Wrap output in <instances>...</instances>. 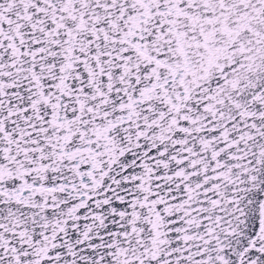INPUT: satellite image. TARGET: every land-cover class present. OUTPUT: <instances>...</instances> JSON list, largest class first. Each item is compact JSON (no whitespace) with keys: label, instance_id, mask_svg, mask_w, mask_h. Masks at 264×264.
<instances>
[{"label":"snow or ice","instance_id":"6c2138e0","mask_svg":"<svg viewBox=\"0 0 264 264\" xmlns=\"http://www.w3.org/2000/svg\"><path fill=\"white\" fill-rule=\"evenodd\" d=\"M0 264H264V0H0Z\"/></svg>","mask_w":264,"mask_h":264}]
</instances>
